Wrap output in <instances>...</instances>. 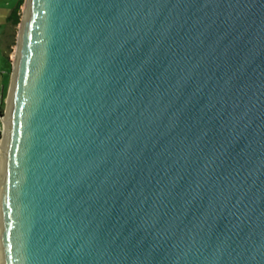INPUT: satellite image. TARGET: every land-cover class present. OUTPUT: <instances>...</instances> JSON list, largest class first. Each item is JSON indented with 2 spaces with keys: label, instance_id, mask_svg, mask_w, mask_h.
<instances>
[{
  "label": "water",
  "instance_id": "water-1",
  "mask_svg": "<svg viewBox=\"0 0 264 264\" xmlns=\"http://www.w3.org/2000/svg\"><path fill=\"white\" fill-rule=\"evenodd\" d=\"M0 118V264H264V0H25Z\"/></svg>",
  "mask_w": 264,
  "mask_h": 264
},
{
  "label": "rangeland",
  "instance_id": "rangeland-1",
  "mask_svg": "<svg viewBox=\"0 0 264 264\" xmlns=\"http://www.w3.org/2000/svg\"><path fill=\"white\" fill-rule=\"evenodd\" d=\"M18 2L19 0H0V106H3L4 109L12 77V68L16 59L18 35L25 1L19 11V23L12 25L8 16L14 12Z\"/></svg>",
  "mask_w": 264,
  "mask_h": 264
},
{
  "label": "trees",
  "instance_id": "trees-1",
  "mask_svg": "<svg viewBox=\"0 0 264 264\" xmlns=\"http://www.w3.org/2000/svg\"><path fill=\"white\" fill-rule=\"evenodd\" d=\"M24 1L25 0H19L18 5L14 8V12L8 16V20L11 22L12 25L20 22L19 11ZM0 108L4 110L3 106H0ZM0 138H1V133H0Z\"/></svg>",
  "mask_w": 264,
  "mask_h": 264
},
{
  "label": "built area",
  "instance_id": "built-area-1",
  "mask_svg": "<svg viewBox=\"0 0 264 264\" xmlns=\"http://www.w3.org/2000/svg\"><path fill=\"white\" fill-rule=\"evenodd\" d=\"M3 121H2V119L0 118V130L2 129V126H3Z\"/></svg>",
  "mask_w": 264,
  "mask_h": 264
},
{
  "label": "flooded vegetation",
  "instance_id": "flooded-vegetation-1",
  "mask_svg": "<svg viewBox=\"0 0 264 264\" xmlns=\"http://www.w3.org/2000/svg\"><path fill=\"white\" fill-rule=\"evenodd\" d=\"M3 128V127H2ZM2 130V129H1Z\"/></svg>",
  "mask_w": 264,
  "mask_h": 264
}]
</instances>
